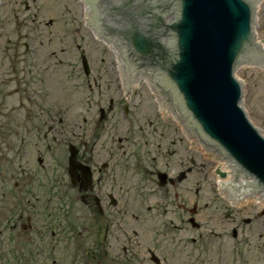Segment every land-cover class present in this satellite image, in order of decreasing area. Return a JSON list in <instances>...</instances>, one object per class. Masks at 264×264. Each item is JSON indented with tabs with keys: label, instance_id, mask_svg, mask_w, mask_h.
Segmentation results:
<instances>
[{
	"label": "rangeland",
	"instance_id": "374dc122",
	"mask_svg": "<svg viewBox=\"0 0 264 264\" xmlns=\"http://www.w3.org/2000/svg\"><path fill=\"white\" fill-rule=\"evenodd\" d=\"M59 33L65 36L63 43ZM256 36L264 45V2L258 8ZM235 74L243 79L244 110L264 135V74L253 69ZM109 85L116 89L107 45L81 28L79 0H0V264H113L98 260L95 237L103 220L84 208L78 191L68 186L69 145L84 159L99 135L98 162L110 163L105 173L110 192L118 200L117 210L128 214L127 223L116 216L115 236L127 251L121 252V246L109 251L115 264H158L150 262L149 251L160 264H264V215L252 218L259 211L257 201L232 207L215 196L212 182L218 178L198 170L200 194L191 190L188 198L187 181L179 188L180 197L189 207L207 204L209 209L198 216L173 215L164 205L151 179L156 170L172 173L166 164L175 165L178 158H168L166 152L178 149L170 141L181 135L174 134L170 120L158 119L153 94L134 88L130 104L140 107V118L132 116V137L117 92H109ZM108 93L116 109L97 127L100 107L109 109ZM138 126L144 127V137ZM83 142L89 148L83 149ZM196 159L198 166L210 162L198 150ZM137 182L144 185V204L128 191ZM212 197L221 203L217 211ZM224 211L241 213L233 215L242 226L240 241L232 238L235 225L224 220ZM190 216L198 228L188 223ZM126 227L131 233L124 234ZM134 230H144V243H137ZM193 240L200 241L193 245Z\"/></svg>",
	"mask_w": 264,
	"mask_h": 264
},
{
	"label": "water",
	"instance_id": "95a60500",
	"mask_svg": "<svg viewBox=\"0 0 264 264\" xmlns=\"http://www.w3.org/2000/svg\"><path fill=\"white\" fill-rule=\"evenodd\" d=\"M260 1L85 0L92 10L96 33L126 54V58L121 57L124 67L144 69L156 92L174 102L186 124L195 128L197 140L231 163L222 162L214 151L209 156L197 148L201 159L210 160V170L219 163L228 174L225 182L235 176L227 185L235 200L256 193L264 198V135L244 110L243 79L237 77L241 84L235 76L236 70L243 69L264 74V50L254 35ZM79 2L81 28H85L84 4ZM112 45L107 49L118 89L121 65ZM144 90L151 92L147 86ZM117 97L120 104L126 102L121 90ZM153 99L157 117L163 121L154 95ZM70 152V172L75 175L80 168L75 164L77 151L71 146ZM84 174L87 177V170ZM221 177L226 174L221 173ZM212 184L215 196L226 199L217 182ZM243 201L242 205L256 202ZM258 206V212L264 209L259 202Z\"/></svg>",
	"mask_w": 264,
	"mask_h": 264
},
{
	"label": "flooded vegetation",
	"instance_id": "af4514ba",
	"mask_svg": "<svg viewBox=\"0 0 264 264\" xmlns=\"http://www.w3.org/2000/svg\"><path fill=\"white\" fill-rule=\"evenodd\" d=\"M36 1V0H31ZM26 10H30V6L26 5ZM91 18H90V24L94 25L93 20V13L91 8H89ZM93 23V24H92ZM53 24V23H52ZM50 24V26H53ZM77 34L80 35V31L77 30ZM65 36L61 35L59 33V40L61 43L65 41ZM78 50H81V47L77 46ZM254 49V48H252ZM84 55L83 51L81 54V57ZM120 57H125L123 53L119 52ZM136 59V58H135ZM84 69V68H83ZM85 75L87 78L91 77V70L89 69L84 70ZM118 75L119 80L121 81V88L113 89L112 87L108 88V91L113 92H119L121 90L123 92V97L125 98V103H118V106L120 109H122L123 117L127 120V130L131 133V136L133 137L132 130H136L135 122L132 118V116H135L137 119L140 118V107L138 105L134 104L133 107L130 104L132 101V97L134 96V88L136 89V86H134L136 83H140V86H138L140 89H144V76H148L147 73H144V69L137 70V69H129V68H118ZM101 75H99L100 77ZM149 78V76H148ZM93 80L96 82L97 78L93 77ZM134 86V88H132ZM131 89V92H129ZM159 91H161V88H156ZM128 90V92L126 91ZM162 101L167 105V107L172 111V114H168L166 118L163 117L164 121L170 120L173 122V132L174 134H180L181 137L177 140H171L170 145L173 148L178 147V149L171 150L167 149V157H177L176 164L171 165L170 163L166 164V168H169V170L172 169V173H168L167 171H159L156 170L153 172V177L151 181L156 184L158 191L160 192V198L165 201L164 205L166 207L172 209L173 215H181V213H184V215H200L204 210H208L209 206L205 204V207L203 209H200L198 205L193 204L191 207L188 206L189 201L185 202V198L180 197V186L182 183L188 181V186L186 187V192L188 194V198H190L191 190H194V194L199 195L200 189L197 188L198 184L196 181V174L197 171H203L206 174H211L213 178H215V173L212 170H208L210 165L208 163H204L200 166H198L197 159H196V140L197 135L194 127H190L186 124V119L182 118L180 114L178 113L177 109H175V103L170 102V100H167L163 97H166L163 94H160ZM109 99V109L106 112L103 108V114L101 116V122H99V125L103 123L104 121L108 120V113L111 114L116 109V104L114 99L112 98L111 94L108 93L107 95H104ZM129 102V103H128ZM102 110V109H101ZM141 121V120H140ZM98 125V126H99ZM169 126V124H168ZM139 132L144 137V127L138 126ZM155 132H157L155 130ZM161 136L164 137V134L161 133ZM128 138V137H127ZM101 139V135H99L96 139V141L93 144V147L90 148L89 152H87V156L83 157L80 155V150L78 149V155L77 160L78 162L84 166L88 167L89 170H87V173L91 176L92 180L89 183L87 180L86 175L81 171L78 170L75 173L76 177V185H72L71 180L70 184H68L69 188L72 190L78 191V198L80 199L82 205L84 208H92V211L94 212V215H100V219L103 220L102 224L100 223V227L98 228L97 232V238L95 237V246L100 251V254L98 256L99 261H109V263H116V259H112L109 255V251L113 248L117 250V247L121 246L122 251L126 252L127 248L125 247V243H121L120 238L115 236V231L117 230L116 224L118 221H116V216L120 215L123 216L124 222L128 214L122 211H118L117 208L119 207L118 200L116 199L115 195L110 192L112 190V186L107 183V178L105 177L106 171L109 169L110 163H100L97 159V150L98 143ZM144 139V138H143ZM128 140H131V138H128ZM133 144V142H132ZM83 149L89 148L87 143L83 142ZM144 148V145H143ZM99 150V149H98ZM96 154V155H95ZM95 164H98V167H95ZM208 164V165H207ZM172 167V168H171ZM210 172V173H209ZM141 173L144 175V166L141 169ZM165 174L166 176L162 175ZM184 173V176L182 175ZM137 188H129V192L133 194L134 196L141 198V202L144 204V185L141 182L136 183ZM223 204V203H222ZM211 206L214 208L215 211H217L219 208H221V203L215 199V197H212ZM89 209V208H88ZM225 210H229L225 206ZM235 212V211H234ZM233 211H224L223 215H226V220L231 221V225H235L231 229V235L232 238L235 241H240L239 235L240 232H242V226L238 223L239 220L234 218L233 215H239V211L237 213H234ZM104 215L105 217H103ZM253 220L258 221L260 219L259 212L254 213ZM109 218V220H108ZM191 216L189 217V219ZM30 222V218L28 219ZM243 223L245 222V219L241 220ZM212 223H214L216 226L219 224L216 219H212ZM228 224V223H227ZM226 223L222 225L223 231L227 229ZM250 224V223H248ZM144 226V225H143ZM126 233H131L129 228H125ZM227 231V230H226ZM123 234V233H122ZM123 234V235H124ZM132 234L138 238V244L144 243V230L139 233L138 231H133ZM200 240H193V245H196ZM152 252L149 251V260L150 262H154L152 258ZM143 253H144V246H143ZM124 255V254H123ZM144 258V256H143ZM126 262H130V260H126ZM144 264V260L141 261Z\"/></svg>",
	"mask_w": 264,
	"mask_h": 264
},
{
	"label": "bare ground",
	"instance_id": "6f19581e",
	"mask_svg": "<svg viewBox=\"0 0 264 264\" xmlns=\"http://www.w3.org/2000/svg\"><path fill=\"white\" fill-rule=\"evenodd\" d=\"M262 1H264V0H262ZM262 1H261V2H262ZM129 92H131V90H130Z\"/></svg>",
	"mask_w": 264,
	"mask_h": 264
}]
</instances>
